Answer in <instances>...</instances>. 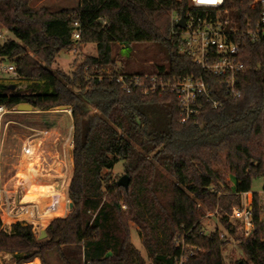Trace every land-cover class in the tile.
Instances as JSON below:
<instances>
[{
  "label": "trees",
  "instance_id": "16d2710c",
  "mask_svg": "<svg viewBox=\"0 0 264 264\" xmlns=\"http://www.w3.org/2000/svg\"><path fill=\"white\" fill-rule=\"evenodd\" d=\"M30 1L0 0V29L7 32L0 62L15 68L18 81L33 84L19 91L0 83V105L71 109L72 172L66 187L73 208L52 219L42 240L29 224L14 223L6 232L0 222V253L15 264L35 258L41 264H145L131 243L135 227L149 264H224L221 251L228 240L218 230L205 234L203 217L239 206L252 180L261 179L264 193V29L256 41L246 33L255 31L261 9L252 0H224L244 65L240 97L225 98L215 110L205 105L184 122L169 92L126 94L114 80L88 76L93 68L107 67L114 76H197L198 67L181 54L179 38L171 33L172 14L185 13L188 0H79L58 12L33 9ZM74 30H80L78 41ZM86 44L94 45L96 56L69 73L52 69L61 52ZM135 44L161 47L165 64L147 74L114 69L115 46ZM81 107L93 115H83ZM120 163L127 190L111 174ZM251 200L249 237H239L225 216L220 223L245 256L239 264H264V202L256 194Z\"/></svg>",
  "mask_w": 264,
  "mask_h": 264
},
{
  "label": "built area",
  "instance_id": "2783aa9c",
  "mask_svg": "<svg viewBox=\"0 0 264 264\" xmlns=\"http://www.w3.org/2000/svg\"><path fill=\"white\" fill-rule=\"evenodd\" d=\"M253 5H257L260 10V18L256 23L255 31H247L252 41H256L261 36L264 29V0H252ZM224 0H188L187 11L183 14H172L171 27L172 35L179 38L181 45L180 52L191 59L199 69L197 76L187 75L184 77L162 78L157 75H135L128 76L119 73L112 75L111 71L103 69V73L98 75L96 68H93L92 74L88 79H108L114 80L120 85V89L129 94L137 89L143 95L152 94L155 91L161 93L169 92L174 95L178 101L179 115L182 121L195 119L200 111L209 106L215 110L222 106L225 98L236 100L240 96L238 89L239 74L244 69L241 61H238V44L234 43L233 38L238 34L234 21L230 17L227 9L223 7ZM182 20V27L178 23ZM78 27L77 25L75 26ZM177 28V31L174 28ZM80 30H74L73 40H79ZM76 48L68 51L75 54ZM15 68L0 64V73L13 74ZM72 121L71 109L66 107L63 111ZM21 113L16 107L8 110L4 105H0V122L5 114ZM24 113V112H22ZM18 125V124H17ZM21 126V125H19ZM30 133V137L23 143L21 152L26 157H31L35 148L39 147L45 138L44 132L34 128L21 126ZM3 145V138L0 137V148ZM73 148V126L72 122L67 132V137L60 145L58 160L63 164L66 170L62 177L61 189L66 188L68 179L66 177L68 160H71ZM12 190L0 188V215L4 212L13 215H23L21 221H44L52 212L59 210V202H49L36 200L33 203L26 204L20 200ZM66 212L67 205L61 206ZM52 217L50 220L54 219ZM231 218L246 227L252 228L251 208H234L231 212ZM245 228L243 235L249 237L251 231Z\"/></svg>",
  "mask_w": 264,
  "mask_h": 264
},
{
  "label": "rangeland",
  "instance_id": "374dc122",
  "mask_svg": "<svg viewBox=\"0 0 264 264\" xmlns=\"http://www.w3.org/2000/svg\"><path fill=\"white\" fill-rule=\"evenodd\" d=\"M78 3H79V0H32L30 1L29 5L33 9L34 8L36 9L45 8L50 12H58L64 9L74 8L78 5ZM6 35H7V32L5 31V29L1 28L0 29V44L3 42L4 37ZM115 47L116 48L114 49V60H115L116 65L114 69L117 70V69L122 68L124 72L127 74H132L135 72H141L145 74L152 73L153 71L156 70L158 65L165 64V53L161 47L155 44H152V45L151 44H135L134 46H125V47L117 45ZM89 56H93V57L96 56L95 47L94 45H91V44L82 45V47L79 50H77L75 54H72L68 51L61 52L56 59V63L52 65V69L63 72V73H69L73 71L79 64H81L85 57H89ZM104 70L112 71L111 67L104 68ZM102 71L103 69L95 73L100 75L103 73ZM0 76L6 82L5 84H12V85L15 84L16 89L19 91H28L33 86L32 83L28 84V83L19 82L14 77V73L7 74L6 76L5 75H0ZM59 108L61 107H57L56 109L61 111ZM87 108L88 107H81L83 111V115L92 116L93 112L90 109L88 110ZM39 116L40 117L38 116L36 117V115H32V116L23 117L21 115L14 113V114H5L1 118L2 120L0 122V137L2 138L5 137V142H4L5 149L3 153L8 152V150L14 151V152L16 151L17 153L20 150V146H21L20 136H17V134L21 135L23 133V129L21 128V126H28V127L31 126L32 127V125H34L36 127L37 126L41 127L42 129L45 128L46 130H51L52 133L50 135L52 139L58 135L61 136L59 138L60 141L58 142V146L55 147V149H54V146L52 145L53 140H50L47 142H43L42 143L43 145H41L40 150H39L46 157L45 161L48 163V166H50L51 162L55 161L54 158L51 159L49 156L52 157L51 154L56 155L54 150H59L60 145L63 144V141L67 137V132H68L69 126L71 125L70 119L64 113L39 115ZM52 120L53 122L48 123L49 121H52ZM19 125L21 126L19 127ZM45 161H41L39 165H37V168H39L40 171H43V173H44V170H43L44 165L45 166L47 165ZM59 164H60L59 167L54 166L56 168L55 170H58V172H54L53 170L48 171L49 169L46 168L48 169L46 171H48L50 174L52 173V174L58 175L60 172L61 177L57 181L58 185L55 187L58 190L61 189L60 185L62 182V177L66 172V170L63 167V164H61L60 162ZM71 165H72V158L71 160H68L66 164V168L68 170L66 177L68 178H69V174H71L72 172ZM8 169H11V166L4 168V170L1 167V170L4 172ZM2 174L3 172L1 173V175ZM111 174L116 178L117 181L120 179V177L125 175L123 172V169H121V163L117 164L113 168V170L111 171ZM251 183H252L251 191L249 193H246L245 195L240 196L241 202L239 206H232L230 211L226 212V214H223V213L218 214L217 209H215L213 212H207L205 216L203 217L202 227L205 231V234H209L210 232H213L214 230H218L221 238L224 237L228 240L227 245L221 251L224 264H239L241 261H244L245 256L243 255L239 246L236 244L233 238L228 236L227 233L224 231L220 223V216H225L228 219V222L237 229L240 235L239 237L246 238V236L243 235V233H244L245 228H249V227H246L245 223L243 224L231 218V212H232V209L234 208H238V209H243L246 207L251 208L252 207V200H251L252 194L258 195L260 200L264 202V193L262 191L263 182L261 181V179L252 180ZM22 184H25L24 180ZM23 189L27 197L26 200L31 199L28 197V194H27L28 192L26 193L28 188L23 187ZM62 190L63 189H61V191ZM57 199L62 204L63 198L61 199L60 197L57 196ZM67 201H65V205L66 203L69 202ZM58 209L59 210L52 212L51 216H55L63 211L61 206ZM66 212H70L68 210V207L66 209ZM249 230L252 231V228L250 227ZM33 234L36 237V239H38V232L36 230V227H33ZM130 238H131V243L133 247L142 256L145 264L151 263V261L147 258V255L145 254V249L143 248L141 244L140 238H138L137 232L133 228L130 230Z\"/></svg>",
  "mask_w": 264,
  "mask_h": 264
},
{
  "label": "crops",
  "instance_id": "0c3cea01",
  "mask_svg": "<svg viewBox=\"0 0 264 264\" xmlns=\"http://www.w3.org/2000/svg\"><path fill=\"white\" fill-rule=\"evenodd\" d=\"M34 9H36V8H34ZM0 64L4 65V66H11L10 64L4 63V62L3 63L0 62ZM0 75L6 76L7 74L0 73ZM19 82H22V81H19ZM0 83H4V84L6 83L1 78V76H0ZM23 83H25V82H23ZM63 111L64 110L59 111L56 108H54V109L49 110L48 112H40V111H36L34 109L33 111L28 112V113L27 112H24V113L21 112V113H15V114L21 115L23 117L32 116V115H36V117L37 116L40 117L39 115L64 113ZM51 122H53V120L49 121L48 123H51ZM70 122H72L71 119H70ZM25 127H28V126H25ZM30 128H34L35 130H40V131L44 132L45 138L42 140V143L53 140L52 145L54 146V149H55V147L58 146V142L60 141L59 138L61 137L60 135H58L52 139V137L50 135L52 133L51 130H46L45 128L42 129L41 127H38V126L36 127L34 125H32V127L30 126ZM22 129H23V133L21 135L17 134V136H20V142H21L20 143V145H21L20 150L17 153H16V151L14 152V151H10V150H8V152H6V150H5L6 153H3V151L5 149V147H4L5 146V144H4L5 137H3L4 138L3 139V145L0 148V157H1L0 158V188L6 189V190H12L14 193L17 192L18 193L17 195L20 198V200L26 204L33 203L34 201H36V199L37 200H43L44 199L43 201H49V202L57 201V202H59V204L61 206L64 207L65 201L68 200L67 199V187L65 186L66 188H64V191L62 190L63 192L61 190H58L57 188H55L58 185L57 181L61 177L60 172L58 175L52 174V173L50 174L48 172L50 170H53L54 172H58V170H55L56 169L55 167L56 166L59 167V165H60L59 164L60 161L58 160V156H59L58 152L60 151V148H59V150H54L56 155L50 153L52 155V157L51 156H49V157L51 159L54 158V160H55V161L51 162L50 166H48V163L45 161L46 157L43 155V153H41L39 151L41 145H43L42 143L40 144L39 147L35 148L31 157H26L21 152V147H22L23 143L30 137L29 136L30 133L26 129H24V128H22ZM49 137H50V139H49ZM10 152H11V154H10ZM51 159H49V160H51ZM41 161H45L47 163L46 166L44 165V169H43L44 173H43V171H40L39 168H37V165H39V163ZM9 166H11V169L6 170L5 172L1 170V167L4 170V168L9 167ZM52 167H54V168H52ZM46 168H48L49 170ZM46 170H48V171H46ZM1 171L3 172L2 175H1V173H2ZM23 180L25 181V184H22ZM23 187L28 188V191H30L32 193V194L30 192L27 193L28 197L31 199L26 200L27 197H26V194L24 192ZM32 191H34V192H32ZM57 193H61V194H57ZM38 194L39 195L41 194V195L39 196ZM245 194H243V195H245ZM47 195H48L49 199L46 200ZM57 195H61L64 197L62 204L60 203V201H58ZM67 204L68 203H66V205ZM67 207H68V205H67ZM68 213L69 212H65L62 215V217L66 216ZM22 217H23V215L22 216L21 215L16 216V215H13L11 213L10 214H7L6 212L2 213L0 215V222L2 224V229L6 232H9L11 229V226L14 223L21 221ZM52 217H54V216H52ZM51 221L52 220L37 222V221H31L30 220V221L26 222V224H29L32 227H36V230L38 232V237L40 235V232L44 231L45 238H46V228L48 227V225L50 224ZM132 228L136 231L135 227H132ZM0 264H15V259L9 254L0 253ZM29 264H41V262L38 258H36L33 263H29Z\"/></svg>",
  "mask_w": 264,
  "mask_h": 264
},
{
  "label": "water",
  "instance_id": "95a60500",
  "mask_svg": "<svg viewBox=\"0 0 264 264\" xmlns=\"http://www.w3.org/2000/svg\"><path fill=\"white\" fill-rule=\"evenodd\" d=\"M182 20H180V22L178 23V27L179 28H181L182 27ZM16 109H17V111H19V112H31V111H33L34 109H33V107L32 106H29V105H27V104H20V105H18L17 107H16ZM60 110H65V107H61V108H59ZM88 110H89V108H87ZM128 182H129V179H128V177L126 176V175H123L122 177H120V179L116 182V186H118V187H123L125 190H127L128 189ZM68 210L69 211H71L72 210V208H73V205H72V203L69 201L68 202ZM63 215V214H62ZM62 215H60V216H57V217H61ZM56 217V218H57ZM45 238V233H44V231H42V232H40V235H39V237H38V240H42V239H44Z\"/></svg>",
  "mask_w": 264,
  "mask_h": 264
},
{
  "label": "bare ground",
  "instance_id": "6f19581e",
  "mask_svg": "<svg viewBox=\"0 0 264 264\" xmlns=\"http://www.w3.org/2000/svg\"><path fill=\"white\" fill-rule=\"evenodd\" d=\"M41 181H42V180H41ZM36 188H37V187H36ZM39 189H40V188H39ZM29 190H30V189H29ZM60 190H61V189H60ZM38 191H39V190H38ZM27 192L29 193L30 191L27 190L26 193H27ZM32 192H34V191H32ZM30 193H31V192H30ZM31 194H32V193H31ZM31 194H30V195H31ZM57 194H61V193H57ZM38 195H39V194H38ZM40 195H41V194H40ZM40 195H39V196H40ZM54 195H55V194H54ZM36 196H37V195H36ZM57 196L60 197L61 199L64 198V197L61 196V195H57ZM47 198L49 199L48 195H47ZM47 198H46V200H47ZM35 199H36V198H35ZM40 199H41V198H40ZM58 199H59V198H58ZM36 200H37V199H36ZM43 200H44V199H43ZM50 200H51V199H50ZM51 218H52V216L50 215V216H48L47 219L44 220V221H48V220H50Z\"/></svg>",
  "mask_w": 264,
  "mask_h": 264
}]
</instances>
